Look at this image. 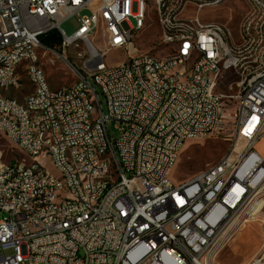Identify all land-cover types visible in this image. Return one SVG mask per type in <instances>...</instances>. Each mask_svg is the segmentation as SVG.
Segmentation results:
<instances>
[{
  "label": "built area",
  "instance_id": "obj_1",
  "mask_svg": "<svg viewBox=\"0 0 264 264\" xmlns=\"http://www.w3.org/2000/svg\"><path fill=\"white\" fill-rule=\"evenodd\" d=\"M244 1L255 16L241 22L236 54H229L230 27L200 14L223 0H182L180 9L173 0H0V131L27 157L6 163L0 151V210L8 213L0 221V264H207L264 186L256 150L264 133V0ZM151 2H158L161 57L136 43L143 35L136 25L153 24ZM83 9L89 14L81 15ZM74 14L80 26L67 36L61 24ZM106 27H114V38ZM222 29L231 40H223ZM256 29H263V40H256L262 56L253 49L239 61L245 36L255 37ZM52 30L63 48L82 44L89 54L76 81L57 89L37 53ZM174 37L186 45H173ZM189 37H196L197 50H189ZM115 45L127 46L129 63L108 64ZM189 53L201 59L196 75L177 69ZM14 61L33 64V74L14 69ZM207 67L232 68L240 77L231 147L217 169L176 185L169 174L183 145L224 132L219 109L227 100L219 97L221 79L205 78ZM19 76L33 87L22 100L2 93ZM111 121L116 139L107 129ZM38 150H46L56 174L37 160ZM107 152L117 155L119 182L107 176ZM65 156L74 157L80 175H72ZM37 201L44 210H36Z\"/></svg>",
  "mask_w": 264,
  "mask_h": 264
},
{
  "label": "rangeland",
  "instance_id": "obj_2",
  "mask_svg": "<svg viewBox=\"0 0 264 264\" xmlns=\"http://www.w3.org/2000/svg\"><path fill=\"white\" fill-rule=\"evenodd\" d=\"M89 12V10L83 9L80 13L83 15L89 14ZM200 14L205 22H221L230 27L233 42L232 46H228V48L233 52L232 54H236L234 44L240 43L241 22H249L255 16V7L247 8L244 0H224L220 6L206 7ZM149 20L153 24L149 28L147 25L146 29L140 32L143 35L136 39V43L141 50L152 52L161 57L164 55V50L160 44V27L158 26L153 6L150 10ZM79 26L78 14L68 17L61 24V28L67 36H72ZM225 40H231L229 29H225ZM256 40H263V29H256L255 37L245 36L244 47L238 52L239 61L249 60L253 49H255V56H262V49H259V41ZM37 53L47 79L54 89L74 83L76 81V69L83 68L85 61L89 57L86 48L82 44L78 47L71 46L58 49H51L43 45L38 48ZM79 53L84 54L85 57L79 56ZM127 58L128 55L124 49H113L106 56L109 65H119ZM218 79H221L219 95L223 100H227L226 107L222 112L224 132L206 138L191 139L183 145L178 159L169 174V179L176 185L182 184L200 172L218 164L220 159L223 156H227L230 150L234 116H236L234 112L237 107V99L234 96L239 93L236 82L240 80V77L232 69H228L222 70ZM23 85L19 91H14L7 95L22 100L27 93L33 91L32 85L28 82H23ZM93 85L98 91L105 108L104 96L98 86L95 83ZM107 129L112 139L118 137L119 130L115 121L108 123ZM263 138L264 133L259 141ZM256 148L259 153L258 150H261L259 145H256ZM0 151L6 163H14L17 160L27 158L26 154L15 146L1 131ZM37 160H41L48 170L55 174L57 173L54 164L46 156V151L41 153ZM257 193H255V201L249 204V207L245 209L242 217L238 220L241 222L245 220V223L240 224L241 222H237L234 229L217 242L214 249L207 256V264H250L252 260H261V263L264 264V186L258 195ZM7 215L8 213L0 210V221ZM7 253L11 254L12 250H8Z\"/></svg>",
  "mask_w": 264,
  "mask_h": 264
},
{
  "label": "bare ground",
  "instance_id": "obj_3",
  "mask_svg": "<svg viewBox=\"0 0 264 264\" xmlns=\"http://www.w3.org/2000/svg\"><path fill=\"white\" fill-rule=\"evenodd\" d=\"M256 1H263V0H256ZM181 3L182 0H173V9H180ZM203 3L212 4L213 0H203ZM152 6L154 7V9H158V2H151V7ZM162 15H170V8H162ZM147 25H148V21H141L140 23H138V25H136V32L140 33L141 31L146 29ZM106 35L107 38H114V27H106ZM222 38L223 40H225V29H222ZM173 45H186V38L174 37ZM188 45H189V50H197L196 37H189ZM113 49H117V50L124 49L127 52V46L124 45H115L113 46ZM228 53L232 54L233 52H231V50L228 48ZM127 55L128 58L122 63H129L130 53H127ZM149 56H156V55L152 52H149ZM22 68H23V73L33 74V64H24L23 66V61H14V69H22ZM200 68H201V59H196V53H189L188 56L186 57V60H180V62H177V69H188L189 75L198 74ZM228 69H232V68L215 69L214 67H207L205 71V78L218 79L219 74L222 72V70H228ZM23 82H27V77L19 76V83L5 84V92L19 91L21 89V84H23ZM47 82L49 83L48 79ZM64 86H68V85H64ZM0 88H2V81H0ZM219 97L220 100H223L220 95ZM222 112L223 109H219V119H222ZM49 145H56V137H49ZM44 151L46 150H38L37 157ZM91 158H98V150H91ZM65 163H67V165H72V175L81 174V167L80 165H74L73 156H65ZM218 166H220V162L218 164H215L209 169H217ZM106 172H107V176H110L112 178V182H119L120 169L117 162V155H115L114 152L106 153ZM36 210H44V201H37Z\"/></svg>",
  "mask_w": 264,
  "mask_h": 264
},
{
  "label": "trees",
  "instance_id": "obj_4",
  "mask_svg": "<svg viewBox=\"0 0 264 264\" xmlns=\"http://www.w3.org/2000/svg\"><path fill=\"white\" fill-rule=\"evenodd\" d=\"M41 41L45 47L58 49L62 47V37L58 30H52L42 36Z\"/></svg>",
  "mask_w": 264,
  "mask_h": 264
},
{
  "label": "crops",
  "instance_id": "obj_5",
  "mask_svg": "<svg viewBox=\"0 0 264 264\" xmlns=\"http://www.w3.org/2000/svg\"><path fill=\"white\" fill-rule=\"evenodd\" d=\"M11 92H13V91H7V92H2V93L5 94L6 96L13 97V96L7 95V94H10ZM13 98H15V97H13ZM256 145H259V148L261 149V150H258L259 154L264 157V152H263V149H264V138L261 141H259Z\"/></svg>",
  "mask_w": 264,
  "mask_h": 264
}]
</instances>
